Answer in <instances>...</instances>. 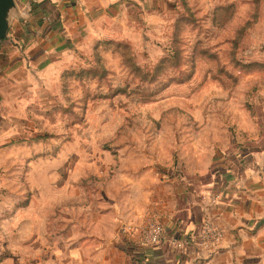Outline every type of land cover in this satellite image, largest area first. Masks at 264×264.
Here are the masks:
<instances>
[{"label": "rangeland", "instance_id": "rangeland-1", "mask_svg": "<svg viewBox=\"0 0 264 264\" xmlns=\"http://www.w3.org/2000/svg\"><path fill=\"white\" fill-rule=\"evenodd\" d=\"M139 11L141 27L61 53L42 104L28 99L10 117L0 264H110L136 249L152 214L101 227L94 213L128 192L123 176L195 189L188 171H212L232 140L235 152L264 141V0H152Z\"/></svg>", "mask_w": 264, "mask_h": 264}, {"label": "crops", "instance_id": "crops-1", "mask_svg": "<svg viewBox=\"0 0 264 264\" xmlns=\"http://www.w3.org/2000/svg\"><path fill=\"white\" fill-rule=\"evenodd\" d=\"M16 2L27 18L12 23L11 38L18 31L24 34L12 38L13 43L7 46L9 63L0 71V145L9 139L10 117L22 113L28 99L32 102L40 98L36 106L42 104L47 95L43 85L48 81V72L62 62L64 56L59 57L63 53L91 47L108 36L116 38L127 33L128 27H141L140 7L147 3L152 9V0ZM233 141L218 155L212 171H188L185 178L195 180L191 183L195 189L185 182L178 183L176 189H154L153 172L152 189H141L138 178L123 176L122 183L127 182L130 189L110 206L107 199L101 207L105 214L99 217L95 211V219L107 222L103 228L113 227L119 216L141 223L152 211L164 224L167 241L145 245L136 232V249L129 247L127 255L125 249L120 250L121 254L117 251L110 264H202L209 255L213 264H264V141L252 152L243 146L235 152ZM211 195L219 197L218 204L211 203ZM205 218L225 229L224 240L211 253L195 244ZM171 240L184 241L186 246L179 248Z\"/></svg>", "mask_w": 264, "mask_h": 264}, {"label": "built area", "instance_id": "built-area-1", "mask_svg": "<svg viewBox=\"0 0 264 264\" xmlns=\"http://www.w3.org/2000/svg\"><path fill=\"white\" fill-rule=\"evenodd\" d=\"M212 204H218L219 197L218 196H209L208 197ZM133 229L132 227H128V231ZM136 229L145 245H155L161 243L163 241H167V236L165 232V226L161 222L160 217L157 213L152 212L151 215L146 217V219L136 226ZM225 238V229L222 224L213 222L210 218H205L201 221V226L199 230V235L197 240L195 241L196 246L201 250H209V253L213 251V249L220 245ZM171 243L176 245L179 248H183L186 246L184 241L179 240H171ZM210 256V255H209ZM205 257L207 261H202V264H213L210 262V257Z\"/></svg>", "mask_w": 264, "mask_h": 264}, {"label": "water", "instance_id": "water-1", "mask_svg": "<svg viewBox=\"0 0 264 264\" xmlns=\"http://www.w3.org/2000/svg\"><path fill=\"white\" fill-rule=\"evenodd\" d=\"M23 18L27 17L20 12L16 0H0V45L5 39L11 38L12 23L16 19L23 20Z\"/></svg>", "mask_w": 264, "mask_h": 264}, {"label": "trees", "instance_id": "trees-1", "mask_svg": "<svg viewBox=\"0 0 264 264\" xmlns=\"http://www.w3.org/2000/svg\"><path fill=\"white\" fill-rule=\"evenodd\" d=\"M23 35L24 33L22 32H16L14 36L17 35ZM12 36V38L14 37ZM11 39H5L2 44L0 45V71L3 70L9 63V54L7 51V46L13 43V40Z\"/></svg>", "mask_w": 264, "mask_h": 264}]
</instances>
